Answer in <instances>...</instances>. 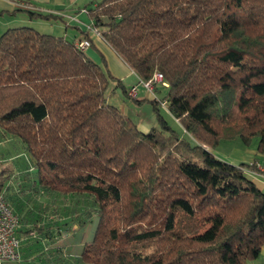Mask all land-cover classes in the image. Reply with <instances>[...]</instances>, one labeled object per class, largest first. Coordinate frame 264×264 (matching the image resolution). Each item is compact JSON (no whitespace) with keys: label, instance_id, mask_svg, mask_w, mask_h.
<instances>
[{"label":"trees","instance_id":"trees-1","mask_svg":"<svg viewBox=\"0 0 264 264\" xmlns=\"http://www.w3.org/2000/svg\"><path fill=\"white\" fill-rule=\"evenodd\" d=\"M87 12L139 81L163 74L160 100L191 139L157 98H135L161 123L141 130L108 101L113 84L129 88L75 40L30 25L0 33V141L22 144L37 190L94 204L89 238L66 248L72 264H252L264 189L251 163L212 148L240 139L264 155V0H99ZM6 182L0 172V193ZM25 229L42 246L58 237Z\"/></svg>","mask_w":264,"mask_h":264},{"label":"rangeland","instance_id":"rangeland-1","mask_svg":"<svg viewBox=\"0 0 264 264\" xmlns=\"http://www.w3.org/2000/svg\"><path fill=\"white\" fill-rule=\"evenodd\" d=\"M41 32L53 33L49 26L33 25ZM126 79L125 83H129ZM135 83L139 86V93L144 91L143 84L136 79ZM162 87V86H160ZM113 89V90H112ZM159 89V88H158ZM151 95L154 98L161 99L167 88H160ZM146 97L150 98V92ZM108 101L120 108L128 115L143 131H148L152 126L160 127L161 123L149 101L139 102L137 99L124 95L122 88L113 84V87L107 91ZM139 99V98H138ZM160 100V113L165 120L181 135L190 138V135L184 130L183 125L171 114L167 107ZM256 142V140L254 141ZM248 151V149H253ZM213 152L224 156L235 163L248 162L252 165L245 166V169L252 175L264 180V155L256 150L254 143L244 144L240 139L222 140L217 146L212 148ZM29 154L24 151L22 144L12 137L6 136L0 142V172L7 176V182L4 186L5 197L9 204L20 215L21 225L25 227H41V230L51 229L53 233L58 232V237L49 241L44 239L42 246L39 238L42 233L39 229H34V235L31 233L30 239L21 241L23 249L22 259L19 262H5L4 264H72L75 262V255H70L67 251L68 244L74 241L80 244L82 239L89 238V233L85 230L92 228L96 220L93 211L94 204L91 198L79 195H48L41 190H37L32 184L33 172L27 167ZM248 158V159H247ZM226 160V159H225ZM9 193L11 196H8ZM79 222L82 224L81 228ZM51 227L48 228V225ZM25 234H21L24 238ZM57 248V249H56ZM49 260V261H48ZM252 264H264V254L252 260Z\"/></svg>","mask_w":264,"mask_h":264},{"label":"crops","instance_id":"crops-1","mask_svg":"<svg viewBox=\"0 0 264 264\" xmlns=\"http://www.w3.org/2000/svg\"><path fill=\"white\" fill-rule=\"evenodd\" d=\"M98 1L99 0H0V33L8 27L13 26L44 25L49 26L53 29L52 31H58L56 34L65 35L71 40L88 38L91 40V46L87 48L85 52L96 61L102 62L104 59L105 64L113 75L121 79L128 89L132 85L137 84L135 81L138 79V75L92 27V19L87 9L90 5L96 4ZM30 11L53 13L58 16L45 18L36 14L32 15ZM53 34H55V32H53ZM126 79H130V82L127 84L125 83ZM146 91L147 90L144 89L142 95L139 93L138 98H149L146 97L148 94ZM150 98L154 97L150 94ZM251 150H255V148L248 149V151ZM215 154L228 160L216 152ZM228 161L233 162V160ZM253 179L264 189V180L254 175ZM7 195L11 196L9 193H7ZM25 228H27L25 225H20L18 230L20 238L21 234L24 235V233H26ZM31 233L33 235L35 234L34 232ZM31 233L28 235L25 234L24 238H21V241L23 239L32 238ZM261 254H264V247ZM22 255L23 249L21 248V259ZM49 262L48 264H50Z\"/></svg>","mask_w":264,"mask_h":264},{"label":"built area","instance_id":"built-area-1","mask_svg":"<svg viewBox=\"0 0 264 264\" xmlns=\"http://www.w3.org/2000/svg\"><path fill=\"white\" fill-rule=\"evenodd\" d=\"M94 30L96 29L94 28ZM75 46L79 50L86 51L91 46V40L88 38L77 39L75 40ZM140 82L150 94H155L156 88L159 86H168L163 74L159 71H156L151 78ZM138 87V84L129 87L128 96L137 98L139 94ZM161 102L164 104L165 101ZM20 225L19 214L11 207L4 192L0 193V264L7 261L19 262L21 260V238L18 234Z\"/></svg>","mask_w":264,"mask_h":264}]
</instances>
